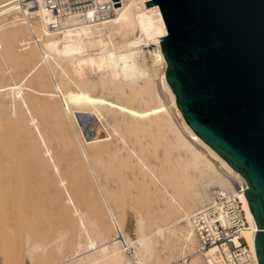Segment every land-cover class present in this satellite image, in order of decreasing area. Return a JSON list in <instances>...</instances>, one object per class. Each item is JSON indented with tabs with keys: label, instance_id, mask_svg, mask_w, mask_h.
Wrapping results in <instances>:
<instances>
[{
	"label": "bare ground",
	"instance_id": "6f19581e",
	"mask_svg": "<svg viewBox=\"0 0 264 264\" xmlns=\"http://www.w3.org/2000/svg\"><path fill=\"white\" fill-rule=\"evenodd\" d=\"M146 1L121 0L120 7L115 8L108 19L94 23H89L86 19L89 16V12H70L64 17V28L59 31H52L47 27L49 21L48 13L42 9L34 8L27 10L19 0H15V2L0 0V63L6 64L3 73L9 78L13 72L11 63L15 66H25L29 62H32L34 58H38L31 51L27 52L31 49L30 45L40 48H38L40 59L30 67L19 82L0 87V98H7L5 105L9 110L6 109L13 113L0 116V211L3 214L2 216H4L0 217V237L8 235L9 232L7 230L8 227L10 229L11 223L14 220L13 218L19 219L22 215L23 217H33L32 215L39 217L43 213L51 212V208L44 210L36 206L40 203L43 195L38 188V180H45V175L33 168L34 161L30 158H32V149L39 146L42 151L40 160L51 167L54 178L56 177L57 179L56 184L58 188H62V192L65 195L63 203L73 208L70 215L72 216L73 214L75 217H78L79 232L83 237L85 236L84 243L77 242V248L74 252L76 260L73 257L74 261L70 258L71 262L70 260H66V263V257H64L65 264H132L123 256L115 237L112 240L103 238L101 244H98L97 238L95 239L90 236L88 228L81 218V211L74 208L75 205L66 187L65 179L60 175L54 154L52 153L53 151H51L52 148L50 149L39 131L36 114L28 106L26 96L29 95H25V91L36 93L40 97H44L50 101L55 102L58 100L60 102L62 112L67 120H69L72 133L79 145L80 149H78L85 157H87L90 150H94L95 152L99 149L112 151L110 146L113 144L123 145L124 147L127 144L125 136L121 135L115 127H110L111 131L108 132L106 127L102 125L103 114L101 111H106L108 114H113V117L120 115L121 118L130 121V123L147 121V127H166L172 134L174 143L178 146L179 151L182 153L181 155H187L188 157L186 166H189L194 172V177L190 176L192 180H195L193 187L199 181H203L204 189L218 187L235 192V186L230 179L233 178L241 184L242 190L245 189L242 177L232 170L217 153L191 131L176 108L174 95L164 79L166 63L159 46L160 37L165 34V26L158 6L153 4L146 7ZM137 35L138 38H135ZM118 40L120 41L118 42ZM149 41L157 46L156 50L151 53L155 58V62L160 61L163 64L160 73L162 87H160V90L153 87L152 93L149 89V82L151 84L152 80H148L152 78L153 75L150 72L153 70L151 65H149L150 68L146 65V61L142 58L144 52L140 48L141 44ZM17 45L23 47V50L19 49V53L16 49ZM40 68H45L47 73L49 72L53 78L52 80L54 81L51 80L53 91L37 93L28 88L27 83L33 76L32 81L37 84H44L46 80L44 72L46 70L43 71ZM56 75L58 76V80L56 79ZM140 82L143 83V86L141 84L139 86ZM71 86L75 87V90L67 89ZM152 86H154L153 82ZM156 87L158 88V86ZM95 88L101 89V91L98 90L100 92L102 90L109 91L115 100L92 95L90 90L93 89L94 91ZM118 100L124 103H119ZM150 101H154L156 106L146 110H138L126 105L128 102L141 103ZM18 108L24 109L26 116L17 114L16 109ZM173 113L177 115L179 125L176 124L178 122L176 119V122L172 119ZM25 117L26 122L24 120ZM115 124L117 125L118 123L115 122ZM31 128H34L35 133H37V143L35 141L33 144V141L30 142V139H32ZM203 152H206L211 160L217 162L220 165L219 167H221V171L225 173L218 172L215 168L217 164L214 165L207 156L203 155ZM126 155L136 165L138 162H141L134 149L127 150ZM98 191L100 192V190ZM198 192V189H194L186 201L179 202L171 197L170 202V204L178 208L181 213V220L186 223L178 231V236L180 237L177 238V242L181 246L182 256L186 254L192 258L191 262H189L190 264H200V254L196 251L197 242L190 228L188 215L208 199L207 195H205V198H202ZM237 193L249 225L242 234L252 253V259L242 264H258L253 244L254 233L257 231V228L250 214L244 193ZM47 196L56 204L57 201L52 197V194L49 193ZM102 199H104V207H94V215H96V218L109 216L114 229L116 227L120 228L116 213L120 214L121 224L123 223V217L126 215L132 214L135 218H138V214L135 211L129 212L124 209L113 208L105 198ZM30 202L35 204H29ZM55 208L57 209V206ZM62 214L63 216H68L65 213ZM11 218L12 221L10 222ZM69 218L66 217L65 219L69 221ZM8 223H10V226H8ZM175 225L177 223L155 229L151 234H146L141 221L135 220L134 224L126 230V237L129 240H133L134 244V264H149L155 252L153 237L162 235L163 232H167ZM172 228L171 230L173 231ZM184 228H187L185 232ZM131 232L134 234L132 236L133 239H131L132 237L130 238ZM1 239L3 238L1 237ZM71 240L72 236L68 237L66 242L63 243L64 245L59 246L57 244L58 248L55 249L56 252L52 251L50 253L54 259L66 251L64 246L70 243ZM56 243L58 242L56 241ZM1 244L0 250L3 249ZM4 245L8 244L5 243ZM70 245L72 246V244ZM41 247L39 245L34 246L33 249L31 247L32 250L30 249L27 252L29 259L25 264L32 262V256L36 252H40ZM211 251L212 249L210 248L205 254L207 255ZM1 260L0 258V264L2 263Z\"/></svg>",
	"mask_w": 264,
	"mask_h": 264
},
{
	"label": "rangeland",
	"instance_id": "374dc122",
	"mask_svg": "<svg viewBox=\"0 0 264 264\" xmlns=\"http://www.w3.org/2000/svg\"><path fill=\"white\" fill-rule=\"evenodd\" d=\"M11 1L15 2V0ZM135 38H138V35ZM119 41L120 40H118V42ZM30 47L31 49L27 52L31 51V53L36 54L38 58H34L32 62H29L25 66H15L11 63L13 68L11 77L9 76L8 78L7 75L3 73L6 64L4 65L3 63H0V87L19 82L30 67L40 59V48L34 45H30ZM20 48L23 50V47L19 45L16 46L18 53ZM140 48L144 52L142 58L146 61V65H148V67L151 65L152 70L155 71H152L153 73L150 72L153 76L148 80H152L154 85L152 86V82L151 84L149 82V89L152 93L154 88L160 90V87H162L160 73L163 64L160 61L155 62V58L151 54L157 48L153 42L149 41L145 44H141ZM40 69H43V71L46 70L45 68ZM44 73L46 79L44 84H37L32 81L34 76L29 80L27 86L30 90L37 93L53 91L52 81L54 80H52L53 78L50 73H47V70ZM56 79L58 80L57 75ZM140 84L143 86L142 82L139 83V86ZM156 86H158V88ZM67 89L75 90V87L71 86ZM98 90L101 91V89L95 88L94 91L92 89L90 92L94 96H101L105 99L115 100L109 91L102 90V92H100ZM24 93L25 95H29L26 96L28 106L31 111L36 114L35 116L39 131L50 149L52 148L51 151H53L52 153L54 154L60 175L65 179L66 187L69 190L75 205L74 208L81 211V218L88 228L90 236L95 239L97 238L96 241L98 244H101L103 238H108L109 240L114 238L115 229L109 216L96 218V215H94V207H104V199L102 198H105L108 204L113 208L116 207L117 209L120 208L119 210L124 209L129 212L135 211L138 214V218H135L132 214L124 216L123 223L121 224V218L119 217L120 214L116 213V216L118 215L117 220L120 224V228L123 232L125 231V235H127L126 230L134 224L135 220L141 221L146 234H151L155 229H160L173 223H177L174 227L172 226L173 228L171 227L173 231L170 228V230H168L170 232L165 231L162 235L153 237L152 240L155 244V252L149 264H188L191 262L192 258L190 256L186 254L185 256H182L181 246L177 242V238L180 237L178 236V231L184 227L186 223L181 220V213L178 208H176L175 205L170 204L171 197L179 202L186 201L191 192L194 191V189H198L199 195L202 198H205V195L209 197V191L211 189L210 187L204 189L203 181H199L196 183V186L193 187L195 180H192L190 176L194 177V172L189 166H186L188 157L187 155H181L182 153L179 151L178 146L175 145L172 134L169 130L166 127L160 126L147 127V121L130 123V121L121 118L120 115H115L116 117H113V114L111 115V113L108 114L106 111H101L103 114L102 125L106 127L108 132L111 131L110 127H115L121 135L125 136L127 144L125 147L123 145L113 144L114 147L113 145L110 146L112 151L107 149H99L97 152L90 150L88 151L87 157H85L79 150V145L72 133L71 125L68 122L69 120H67L62 112V105L59 104L60 102L58 100L55 102L47 100L30 91H25ZM5 100H7V98H0V116L13 114L11 111H8L9 108L6 107L5 102L7 101ZM118 102L124 103L121 100H118ZM154 103V101L141 103L128 102L126 105L138 110H146L150 107L156 106ZM16 113L26 116L24 109L21 108L16 109ZM172 116L174 117H172V119H176L178 122H176V120L175 122L178 124L179 119L177 115L173 113ZM24 120L26 122V117ZM115 122L118 124L116 125ZM33 129L34 128H31L30 130L32 136L30 142L33 141L32 144L34 141L37 143V133H35L36 131ZM131 149H134L137 156L141 159V162H138L137 165L126 155V151ZM196 149L199 150L198 148ZM32 150V158L30 159L34 161L33 168H35L37 172L40 171L45 175V180H38V188L43 195L40 203L36 206L44 210L51 208V212L43 213V215L39 217H35V215H32L33 217H23L22 215L19 219L13 218V221L11 218L10 222L12 221V227L9 225L10 223H8L10 229L8 227L7 231L9 233L6 232L8 235H5L9 241L7 238L5 240L4 235L1 236L4 240L0 237L1 241L3 240L2 242L0 241L3 248L0 250V258L2 259L1 261L3 264H25L29 259L27 252L31 247L33 249L34 246L39 245L42 246L39 250L40 252H36V254L32 256L33 258L30 264H54V262L55 264H65V261H69L70 258L73 260L74 257V260H76L74 253L77 248L76 245L80 242L84 243L85 236L83 237L79 232L78 217H75L73 214L72 216L70 215L73 208L63 203L65 195L62 192V188H58V185L56 184L57 179L56 177L54 178L51 167L40 160V157L42 156L40 147L37 146ZM122 150H124L123 153ZM203 153L204 156L208 157L206 152ZM179 155H181V157H179ZM208 159L211 160L210 157H208ZM211 161L214 165L217 164L214 160ZM219 166V164L215 166L216 170L223 173L224 171L222 172L220 169L221 167ZM230 179L233 182L235 189H237L238 186L241 187V184L238 181L233 178ZM97 186H100L99 189ZM98 190H100V192ZM49 193L56 199V204L48 198L47 195ZM29 204L35 203L30 202ZM56 206L57 209L55 208ZM62 213H65L68 216H63ZM2 215L3 214H1L0 211V217H4ZM66 217H70L69 221L68 219H65ZM186 229L187 228H184V232ZM66 234L68 235L66 236ZM70 236H72L71 242L64 246L66 251L54 259L53 255L50 253L52 251L54 252L55 249L58 248V245H64L63 243H65ZM132 236H134L133 232H131L130 238ZM60 237L64 238L61 239ZM59 239L62 244L59 243ZM131 239H133V237ZM56 241L58 243H56ZM4 242L8 245H4ZM53 243H55V245H53ZM70 244H72V246ZM64 257H66L65 261L63 260ZM199 258L200 264H204V259L201 254Z\"/></svg>",
	"mask_w": 264,
	"mask_h": 264
},
{
	"label": "water",
	"instance_id": "95a60500",
	"mask_svg": "<svg viewBox=\"0 0 264 264\" xmlns=\"http://www.w3.org/2000/svg\"><path fill=\"white\" fill-rule=\"evenodd\" d=\"M159 8L164 79L184 122L236 171L264 264V0H147Z\"/></svg>",
	"mask_w": 264,
	"mask_h": 264
},
{
	"label": "built area",
	"instance_id": "2783aa9c",
	"mask_svg": "<svg viewBox=\"0 0 264 264\" xmlns=\"http://www.w3.org/2000/svg\"><path fill=\"white\" fill-rule=\"evenodd\" d=\"M27 9H42L48 13V29L59 31L64 28V17L70 12H89V23L104 21L120 7L121 0H19ZM34 39V38H33ZM211 188L208 199L189 215V225L196 238V251L203 256L204 264H242L252 259L243 231L249 225L238 193ZM114 237L128 262L134 264V244L123 230L116 227ZM209 254H205L208 249Z\"/></svg>",
	"mask_w": 264,
	"mask_h": 264
}]
</instances>
